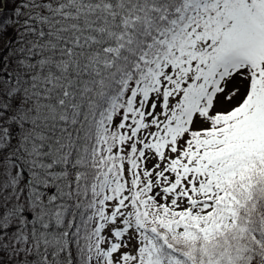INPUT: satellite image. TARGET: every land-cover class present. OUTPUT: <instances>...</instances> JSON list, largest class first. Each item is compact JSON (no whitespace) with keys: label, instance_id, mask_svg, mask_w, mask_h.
<instances>
[{"label":"snow or ice","instance_id":"snow-or-ice-1","mask_svg":"<svg viewBox=\"0 0 264 264\" xmlns=\"http://www.w3.org/2000/svg\"><path fill=\"white\" fill-rule=\"evenodd\" d=\"M0 264H264V0H0Z\"/></svg>","mask_w":264,"mask_h":264}]
</instances>
